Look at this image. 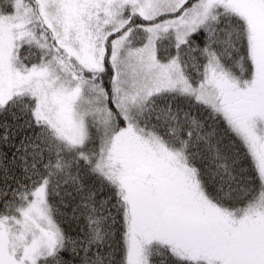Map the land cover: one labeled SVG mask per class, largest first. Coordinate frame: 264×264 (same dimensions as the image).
I'll use <instances>...</instances> for the list:
<instances>
[{
    "label": "snow or ice",
    "instance_id": "6c2138e0",
    "mask_svg": "<svg viewBox=\"0 0 264 264\" xmlns=\"http://www.w3.org/2000/svg\"><path fill=\"white\" fill-rule=\"evenodd\" d=\"M0 264H264V0H0Z\"/></svg>",
    "mask_w": 264,
    "mask_h": 264
}]
</instances>
